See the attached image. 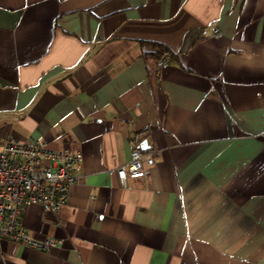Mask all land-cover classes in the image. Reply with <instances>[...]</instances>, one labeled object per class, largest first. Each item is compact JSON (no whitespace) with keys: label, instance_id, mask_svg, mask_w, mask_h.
I'll return each mask as SVG.
<instances>
[{"label":"crops","instance_id":"1","mask_svg":"<svg viewBox=\"0 0 264 264\" xmlns=\"http://www.w3.org/2000/svg\"><path fill=\"white\" fill-rule=\"evenodd\" d=\"M9 138L83 162L57 213L22 212L62 243L0 239V264H264V0H0Z\"/></svg>","mask_w":264,"mask_h":264},{"label":"built area","instance_id":"2","mask_svg":"<svg viewBox=\"0 0 264 264\" xmlns=\"http://www.w3.org/2000/svg\"><path fill=\"white\" fill-rule=\"evenodd\" d=\"M218 35V29L213 32ZM83 154L68 146L52 147L40 139L20 141L6 139L0 149V239L50 250L62 243L53 236L38 238L23 225L22 212L26 205L39 203L57 213L67 201L70 187L77 182ZM155 158L141 145L132 149L130 160L109 173L120 184L128 186L129 177L146 179L155 165Z\"/></svg>","mask_w":264,"mask_h":264},{"label":"trees","instance_id":"3","mask_svg":"<svg viewBox=\"0 0 264 264\" xmlns=\"http://www.w3.org/2000/svg\"><path fill=\"white\" fill-rule=\"evenodd\" d=\"M154 48L157 50L153 51L152 55L159 58L163 53L169 51L168 47L161 43H154Z\"/></svg>","mask_w":264,"mask_h":264},{"label":"water","instance_id":"4","mask_svg":"<svg viewBox=\"0 0 264 264\" xmlns=\"http://www.w3.org/2000/svg\"><path fill=\"white\" fill-rule=\"evenodd\" d=\"M145 144H146V141L144 140V141L142 142L141 146H142L143 148H146L147 145H145Z\"/></svg>","mask_w":264,"mask_h":264}]
</instances>
